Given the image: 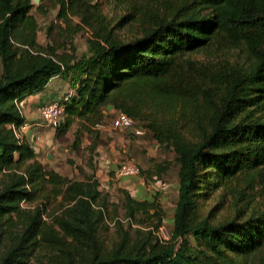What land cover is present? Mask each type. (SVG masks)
I'll use <instances>...</instances> for the list:
<instances>
[{
	"label": "trees",
	"instance_id": "16d2710c",
	"mask_svg": "<svg viewBox=\"0 0 264 264\" xmlns=\"http://www.w3.org/2000/svg\"><path fill=\"white\" fill-rule=\"evenodd\" d=\"M55 3L67 37L90 32L86 54L38 44L33 1L0 0V264H27L42 250L57 254L52 264H264V0ZM55 76L75 89L60 135L79 121L96 138L112 110L173 153L179 183L168 241L156 199L123 192L125 219L145 230L133 240L117 222V241L104 250L97 179L45 170L17 135L19 103ZM213 199L218 208L206 211ZM220 205L232 211L216 221Z\"/></svg>",
	"mask_w": 264,
	"mask_h": 264
},
{
	"label": "rangeland",
	"instance_id": "374dc122",
	"mask_svg": "<svg viewBox=\"0 0 264 264\" xmlns=\"http://www.w3.org/2000/svg\"><path fill=\"white\" fill-rule=\"evenodd\" d=\"M34 9L32 14L34 15L37 24V36L36 41L40 45H58V53L61 55H72L74 57H80L87 53L88 39L90 38V32L83 30L68 36L65 34L66 27L61 20L57 18L58 8L55 0H39L36 4L33 2ZM39 6L42 11H39ZM105 13L112 17L117 18L124 15V10L121 8L116 9L112 7H105ZM78 23V20H73V26ZM127 28L121 31L123 36H127ZM240 50V49H239ZM241 52V58H245L244 53ZM65 79V78H64ZM68 80V79H67ZM69 81V80H68ZM70 83V82H69ZM72 88V87H71ZM65 95L61 99L56 100L50 104L58 103L65 105V102L74 94ZM49 105V104H48ZM117 112L109 110L103 123L97 127L98 135L95 138L93 134L82 133V129L79 125V121L73 122L71 127L64 135H60L58 127L62 126L63 118L60 121L59 126L56 128L55 137H53V145L44 151L41 158L42 166L47 171H54L56 169H62L66 171L70 166L71 178L68 180L82 181L85 177L95 178V174L100 171H104L107 167H113L117 169L121 163H127L130 165H136L143 170V174L147 173L146 179L149 183L154 185V189L148 191L147 194H152V199H156L158 206L163 210V223L162 229L170 235L172 229L173 214L176 206L177 196L175 191L170 189L160 190L158 186L160 182L168 185L171 175H176L177 165L174 162V155L170 150L160 147L159 144L151 137V135L144 129H141L139 125L134 124V130L142 131V135H136L133 130H117L112 128V122ZM40 117V116H39ZM42 124L48 126L40 118ZM50 127V126H49ZM19 128L17 133L20 135ZM79 132L78 140L75 143V138ZM111 160L110 165H106L104 160ZM151 163V164H149ZM116 171L111 173V183L108 185L106 180L100 181L98 189L101 192V200L105 201V219L98 225L97 236L101 246L104 250H110L117 241L118 229L117 222H120L123 231L127 232L131 239L135 240L140 230H145L141 227V224L137 221L129 222L125 219V209L123 208L124 202V189L118 187L121 179L115 175ZM141 171L137 178L141 177ZM132 177V178H136ZM127 178L131 184L136 186L135 179ZM2 179V177H1ZM145 181V186L149 185ZM112 184L114 186H112ZM129 194V192L127 191ZM144 201V200H139ZM61 198L50 200L44 212V219L49 222V214L53 215L57 213L58 206L61 204ZM218 203L215 199L207 204L206 211L212 207L218 208ZM27 204L23 203V208ZM33 204L32 207H34ZM204 210V211H205ZM205 211V212H206ZM231 208L228 205L225 207L219 206V210L216 215V221L218 217L231 214ZM140 217L137 216V219ZM192 241V240H191ZM5 243L0 242V255L3 252ZM57 254L51 251H37L33 256L29 258L27 264H52L54 256Z\"/></svg>",
	"mask_w": 264,
	"mask_h": 264
},
{
	"label": "crops",
	"instance_id": "0c3cea01",
	"mask_svg": "<svg viewBox=\"0 0 264 264\" xmlns=\"http://www.w3.org/2000/svg\"><path fill=\"white\" fill-rule=\"evenodd\" d=\"M71 93H73V89L71 88L69 81L61 76H55L51 78V80L41 92H37L30 96H27L19 103L20 112L24 119L23 125L25 124L26 126L25 128H22L21 125V127L19 128L20 137L24 138L27 141V143L33 149L37 161L41 164V158L43 156L44 151H46L47 148L53 145V137H55L57 133L55 131L56 128H51L42 124L38 114V108L40 106L48 105L56 100L61 99L65 95H70ZM110 161L111 160L106 159L104 160V163L108 166L111 164ZM139 169L141 171L142 176L139 178H132L136 180V186H134V184H131V179L127 180V178H125L119 181L118 187L124 189L126 193L128 191L129 195L136 201L151 200L152 194L147 193L151 189H154V185L152 183H149L148 179H146L147 173L143 174V170L141 168ZM71 170L72 168L69 166L66 171L62 169H56L55 171L56 173L65 178L72 179ZM105 171V174L104 171H100L99 173L95 174V178L97 179L98 183L101 180H106L107 184L109 185L111 183L110 181L112 180L110 177L111 173L113 171H116V169L114 170L113 167H107ZM145 181L149 183L148 186H145ZM178 183L179 177L177 166L176 175H171V178L169 179V184H165L166 189H170L171 191L174 190L177 196ZM112 186L114 185L112 184Z\"/></svg>",
	"mask_w": 264,
	"mask_h": 264
},
{
	"label": "built area",
	"instance_id": "2783aa9c",
	"mask_svg": "<svg viewBox=\"0 0 264 264\" xmlns=\"http://www.w3.org/2000/svg\"><path fill=\"white\" fill-rule=\"evenodd\" d=\"M65 108L63 104L53 103L49 105L40 106L38 108V114L40 118L48 124L51 128H57L60 124L61 119L64 117ZM25 124H22V128H25ZM112 128L117 130H133V132L136 135H142V131L134 130V123L131 118H129L127 115L123 113H117L113 122H112ZM18 136H20L17 133ZM140 174V169L136 165H130L127 163H121L115 172V175L119 179H125V178H132L136 177ZM166 188V185L162 182H160L158 189L164 190ZM159 237L161 240L168 241L170 238V235L166 232L165 229H160L159 231Z\"/></svg>",
	"mask_w": 264,
	"mask_h": 264
},
{
	"label": "water",
	"instance_id": "95a60500",
	"mask_svg": "<svg viewBox=\"0 0 264 264\" xmlns=\"http://www.w3.org/2000/svg\"><path fill=\"white\" fill-rule=\"evenodd\" d=\"M32 1H33L34 3H36V4L39 2V0H32Z\"/></svg>",
	"mask_w": 264,
	"mask_h": 264
}]
</instances>
